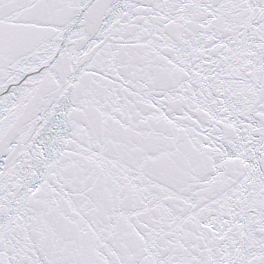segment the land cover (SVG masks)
Listing matches in <instances>:
<instances>
[{"label":"snow or ice","instance_id":"6c2138e0","mask_svg":"<svg viewBox=\"0 0 264 264\" xmlns=\"http://www.w3.org/2000/svg\"><path fill=\"white\" fill-rule=\"evenodd\" d=\"M0 264H264V0H0Z\"/></svg>","mask_w":264,"mask_h":264}]
</instances>
